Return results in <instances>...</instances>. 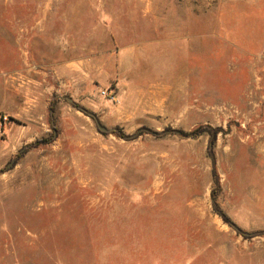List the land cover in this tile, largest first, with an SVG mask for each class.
Segmentation results:
<instances>
[{
    "label": "rangeland",
    "instance_id": "374dc122",
    "mask_svg": "<svg viewBox=\"0 0 264 264\" xmlns=\"http://www.w3.org/2000/svg\"><path fill=\"white\" fill-rule=\"evenodd\" d=\"M64 3V59L0 11V264H264V0ZM157 44L178 91L124 121L123 53Z\"/></svg>",
    "mask_w": 264,
    "mask_h": 264
},
{
    "label": "crops",
    "instance_id": "0c3cea01",
    "mask_svg": "<svg viewBox=\"0 0 264 264\" xmlns=\"http://www.w3.org/2000/svg\"><path fill=\"white\" fill-rule=\"evenodd\" d=\"M29 1L25 0H10V3L4 6H0V11L2 8L8 10L12 13L11 20L14 23L15 28H19L20 35L24 34L27 36L29 32L25 29L30 27V30L33 34H38L43 40V45L41 49L49 53L58 52L63 56H50L47 55V58L51 59H64V50H65V39H66V16H65V3L64 0H44L43 3L30 4ZM22 11H32L33 13H38L36 18L28 21L23 19L18 15ZM92 24V23H89ZM78 26H81L79 21ZM93 26V25H91ZM23 28H25L23 30ZM30 32V33H31ZM18 35V32L16 33ZM175 38L177 34L174 35ZM19 38L12 40L11 48L12 52L15 55H18L19 51ZM32 50L34 49L35 42L32 40L30 42ZM153 49H157V52L146 53L145 55L140 54L138 51L131 53H123L121 63V69L129 71L128 74H123L119 76L116 88V99L119 100V104L116 105V115L117 117H123L122 120L129 122H136L137 118L142 116H153L166 113L164 103L171 99L172 92L178 91L177 89V70H169L168 68L159 69L161 65L159 64L162 59V45H153ZM145 60V61H144ZM144 61V62H143ZM144 67L145 69L152 72L155 70L163 75L167 74L170 76L169 82L162 83V87L154 86H142L139 85V79L141 76L138 74L139 69ZM159 67V68H158ZM163 68V67H162ZM176 69V68H175ZM149 72V73H150ZM173 77L174 79H171ZM143 79V78H142ZM147 81V79H146ZM145 81V82H146ZM165 109V110H164ZM165 111V112H164ZM143 225L138 222L137 231L140 228V231H143ZM142 227V228H141ZM240 230V229H239ZM213 231H217L214 229ZM226 234V229L221 228V237H224ZM134 235H136L134 233ZM139 241V239H137ZM143 251V248H137L135 251ZM139 260H133L132 264H141Z\"/></svg>",
    "mask_w": 264,
    "mask_h": 264
},
{
    "label": "trees",
    "instance_id": "16d2710c",
    "mask_svg": "<svg viewBox=\"0 0 264 264\" xmlns=\"http://www.w3.org/2000/svg\"><path fill=\"white\" fill-rule=\"evenodd\" d=\"M213 183H214V186H215V188H216V190H217V194L216 195H218L220 192H221V189H220V185H219V179H218V177H217V175H216V173H215V171H213ZM215 190V189H214ZM213 190V191H214ZM213 194H214V192H213ZM213 194H211V196H212V203H213V206L215 207V213L217 214V215H219L220 217H221V219L225 222V223H227V224H229L230 226L232 225L230 222H229V219L222 213V212H220V211H218L217 210V208H216V206H217V202L215 201V197H216V195H213ZM235 230V229H234ZM238 234H241V231H239V229H237L236 228V230H235Z\"/></svg>",
    "mask_w": 264,
    "mask_h": 264
},
{
    "label": "water",
    "instance_id": "95a60500",
    "mask_svg": "<svg viewBox=\"0 0 264 264\" xmlns=\"http://www.w3.org/2000/svg\"><path fill=\"white\" fill-rule=\"evenodd\" d=\"M66 101L68 103H70L71 105H73L74 107H76L77 109H79L81 112H83L85 115L91 117L94 120V123L97 127V129L101 132V133H108L109 131L107 129H105L104 127H102L99 122L98 119L96 118V116L94 114L88 113L86 110L79 108L71 99L67 98ZM231 227L233 229L236 230V227L234 225H231Z\"/></svg>",
    "mask_w": 264,
    "mask_h": 264
},
{
    "label": "built area",
    "instance_id": "2783aa9c",
    "mask_svg": "<svg viewBox=\"0 0 264 264\" xmlns=\"http://www.w3.org/2000/svg\"><path fill=\"white\" fill-rule=\"evenodd\" d=\"M111 100H114V97L113 96H111Z\"/></svg>",
    "mask_w": 264,
    "mask_h": 264
}]
</instances>
